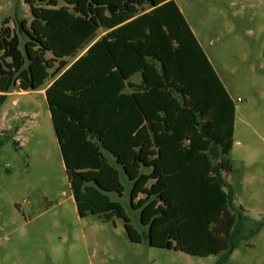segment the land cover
Returning <instances> with one entry per match:
<instances>
[{
	"label": "rangeland",
	"instance_id": "374dc122",
	"mask_svg": "<svg viewBox=\"0 0 264 264\" xmlns=\"http://www.w3.org/2000/svg\"><path fill=\"white\" fill-rule=\"evenodd\" d=\"M95 1L99 4L93 0H0V24L5 17L13 18L15 11L26 21V30L35 19V41L21 42L22 49L29 45L26 52L35 84H43L37 66L42 56H54L70 43H79L83 33L92 32L86 27L87 19L95 17V28L100 30L113 23L115 15L109 16L105 5L118 6L122 0ZM175 2L235 102L234 145L229 155L233 170L227 181L234 191L232 204L245 210L249 229L253 222L264 220V0ZM133 12L132 8L127 15ZM4 80L0 76V93ZM14 93L0 111V264H218L220 256L180 251L168 221L162 227L168 230L166 244L129 237L123 214L128 198L115 197L104 173L78 172L70 182L45 100L20 89ZM23 111L28 116L21 117ZM6 135L17 141V147L4 139ZM149 135L144 125L137 136L142 152L152 149ZM115 158L119 157L109 158L105 170L117 164L125 175ZM90 180L104 186V191L97 186L86 189L84 183ZM163 182L155 179L159 197L149 196L146 189L149 197L142 206L148 215L156 208L159 214H170ZM112 210L121 214L115 223L97 219L98 214ZM224 264H264V227L230 250Z\"/></svg>",
	"mask_w": 264,
	"mask_h": 264
},
{
	"label": "trees",
	"instance_id": "16d2710c",
	"mask_svg": "<svg viewBox=\"0 0 264 264\" xmlns=\"http://www.w3.org/2000/svg\"><path fill=\"white\" fill-rule=\"evenodd\" d=\"M129 5H135V18L100 40L92 34L50 73L46 103L68 179L76 170L103 168L109 163L104 152L116 154L145 122L166 175L178 249L220 256L218 264H224L230 250L264 227L261 220L247 229L245 210L232 204L227 176L233 170L235 102L175 0L160 6L154 0L142 5L124 0L105 11L113 16ZM25 38L33 40L17 11L3 18L0 76L6 81L0 111L19 82L30 92L39 90L21 48ZM136 74L138 84L131 82ZM4 139L17 147L13 137ZM118 172L124 179L123 170ZM114 218L116 210L97 216L104 223ZM137 230L149 243L145 226L138 224Z\"/></svg>",
	"mask_w": 264,
	"mask_h": 264
},
{
	"label": "crops",
	"instance_id": "0c3cea01",
	"mask_svg": "<svg viewBox=\"0 0 264 264\" xmlns=\"http://www.w3.org/2000/svg\"><path fill=\"white\" fill-rule=\"evenodd\" d=\"M93 1L96 4H99L95 0H93ZM142 1H140L142 3L137 1V5H142L145 0H142ZM167 1H169V0H158L157 2H156V0H154V3H155V6H160ZM123 2H124V0H122L121 4H119L117 7L121 6ZM106 5H112V4H106ZM106 5H105V10H106ZM132 8L134 9V12L131 16H128L127 13ZM135 16H136L135 5H129L125 12L116 13L115 18L113 19L114 20L113 23L110 26H108L107 28H104L103 30H100V28H98V27L95 28L97 26V23L93 20V18H95V17L87 19L86 27H89L92 30V32H90V30H88V32H90V33H88L86 35L83 33L82 34L83 39L79 43H76L75 41L70 43L68 46H66V48H64L63 50H61L60 52H58L54 56L49 55V53H45L42 56L41 61H39L37 63L38 69L40 70L41 78L43 80V84L40 85V84H35L34 82L33 83H34V85L38 86L39 90L34 91V92H30L28 90L27 85L23 82H19V84H18L19 89L23 92V94H33L37 98H41V99L43 98L46 102L45 91L52 83V80H49V76H50L51 71L55 68V66L57 65V63L60 60L67 59L92 34H95L97 36V38L94 41L100 40L101 37L105 33H107L108 31H111L112 29H114L116 27H119V26L129 22L130 20L135 18ZM34 20L35 19H33L32 23H31L32 28L31 29L29 28L28 30H26V28H25L26 21H22V25L24 27V30H26L27 34L33 38L32 41H28L29 43L34 42L36 39V35L33 37V33H35V31L33 29L34 28L33 27ZM38 22L39 21L37 20L36 24H38ZM190 29H191V27H190ZM31 31H32V33H31ZM99 33H101V34L99 35ZM193 34H194V32H193ZM195 37H196V35H195ZM198 42H199V40H198ZM199 44H200V42H199ZM200 46H201V44H200ZM27 47L25 46L26 49H27ZM202 49H203V47H202ZM203 51H204V49H203ZM29 63H30V61H29ZM30 71H31V65H30ZM136 76L138 78H136ZM32 80H33V78H32ZM140 80H141V77L139 74H136L131 78V82L134 84H138L140 82ZM4 81H6V79ZM4 85H5V83H4ZM14 94H16V93H13L11 95H14ZM16 105H19V101H17V100H16ZM46 105H47V103H46ZM48 111H49V108H48ZM20 115H21V117H26V116H28V113H27V111H23V112H21ZM49 115H50V120L52 123L50 111H49ZM29 118H30V115H29L28 119ZM144 125L147 126V124L144 122L137 129V131L128 139V141L117 151L116 154L111 155V157H108L106 155V153L104 152V154L108 158L112 159L114 157H119L118 159H116V158L115 159H116V163H120L124 167V172H125V175L123 174L124 179H120L118 169H116V168H119L117 166V164H111V166L109 167V170H105L106 169L105 167L109 164L108 163L107 165H105L101 169H90L89 168V169L76 170V171L71 173L69 180H70V182H72L73 175L78 173V172H100V173H104L107 176V183L109 184V187L110 188L113 187L111 192L115 193V197H118V198L125 197V198H128V200H129L128 203L126 205H124L126 210H123V214L125 215L126 220L129 223V229L130 230L127 231L128 236L134 237L138 241H141V236L137 231L138 225H136V222L138 221V222H140V224L144 225L145 228H148V233H149V237H150L149 243H151L154 240L155 243H158L159 245H163V244H166V242L168 240L167 236H166V233H168V230L166 228L163 231V229H162L163 224H165L166 221L170 222L172 224L173 233L176 234L175 223H174L173 216L171 213V208L169 209V211H170L169 216L166 217L162 213L159 214L158 212H155V211H158L157 208L154 210V212H152V213H150V215H148L146 212V208L144 206H142L144 203H146V200H145L146 197H149L151 195H157L159 197V193L157 192V187L155 184V179L156 180L157 179H163L164 180V182L162 183L164 186L163 191L166 190V192L168 194V201H169V193H168V187H167V182H166V175L163 172L162 165H161L160 160L158 158L157 148L154 145L153 138L151 136V133H150L148 126H147V129L150 133L149 138L152 139L151 140V148L152 149L147 151V152H144V151L142 152L141 149L139 148L140 145H138V144H140V142L137 140V136L141 132V130L143 129ZM52 127H53V123H52ZM53 129H54V127H53ZM23 130H24V128H23ZM18 133H20V132L18 131ZM19 137L20 136L16 137V139L19 140ZM56 140H57V137H56ZM57 143H58V140H57ZM58 146H59V144H58ZM136 148H137V150H136ZM59 149H60V147H59ZM122 151H124L123 155L120 154ZM60 152H61V150H60ZM149 152L152 153V155H153L152 157L147 156V154ZM61 155H62V153H61ZM63 164H64V161H63ZM65 170H66V166H65ZM129 183H131L132 185H130ZM84 186L86 189L87 188L96 189L95 186H100L101 188L104 187V186L94 182L93 180L85 182ZM147 187L150 190V195L148 194L149 196H147V193H146ZM169 204H170V202H169ZM138 213L140 214V217H138ZM118 214H119V217L121 218V214L119 212H118ZM172 238L174 239V237H172ZM176 239H177V236H176ZM177 245H178V242H177Z\"/></svg>",
	"mask_w": 264,
	"mask_h": 264
},
{
	"label": "bare ground",
	"instance_id": "6f19581e",
	"mask_svg": "<svg viewBox=\"0 0 264 264\" xmlns=\"http://www.w3.org/2000/svg\"><path fill=\"white\" fill-rule=\"evenodd\" d=\"M22 84V83H21Z\"/></svg>",
	"mask_w": 264,
	"mask_h": 264
}]
</instances>
